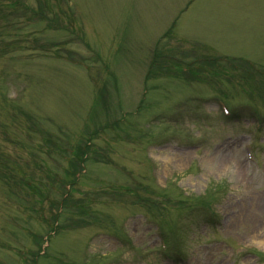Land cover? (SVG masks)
<instances>
[{
  "label": "rangeland",
  "instance_id": "1",
  "mask_svg": "<svg viewBox=\"0 0 264 264\" xmlns=\"http://www.w3.org/2000/svg\"><path fill=\"white\" fill-rule=\"evenodd\" d=\"M18 3L0 0V264H264L243 251L264 254V0Z\"/></svg>",
  "mask_w": 264,
  "mask_h": 264
}]
</instances>
